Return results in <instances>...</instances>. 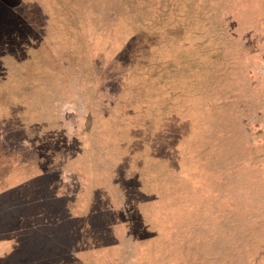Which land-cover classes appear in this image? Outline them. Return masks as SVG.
<instances>
[{"label":"rangeland","instance_id":"374dc122","mask_svg":"<svg viewBox=\"0 0 264 264\" xmlns=\"http://www.w3.org/2000/svg\"><path fill=\"white\" fill-rule=\"evenodd\" d=\"M0 110V264H264V0H0Z\"/></svg>","mask_w":264,"mask_h":264},{"label":"crops","instance_id":"0c3cea01","mask_svg":"<svg viewBox=\"0 0 264 264\" xmlns=\"http://www.w3.org/2000/svg\"><path fill=\"white\" fill-rule=\"evenodd\" d=\"M3 109V116L4 115H6L7 113H6V111H5V109H7V106H5V104L3 103V107L1 108V110ZM0 110V111H1ZM1 113V112H0ZM1 115V114H0ZM79 120H81L80 118H79ZM80 122V121H79ZM53 124V123H52ZM51 124V125H52ZM55 127V126H54ZM78 138L80 139V140H82V136L80 135V133H78ZM78 154V153H77ZM12 186L9 184V182L8 181H3V191H7L9 188H11ZM57 195V194H56ZM58 195H60V194H58ZM76 197H77V195H76ZM77 201H74L73 203L75 204V202H76V206H77V208H80V201H81V199H76ZM70 201V200H69ZM70 205L72 204V202L70 201V203H69ZM71 211H70V209L68 210V211H66V214H69ZM81 214V213H80ZM79 214V215H80ZM75 215H76V213H75ZM68 216V215H67ZM70 217V216H69ZM17 230H20V228H17ZM13 238V236H10V235H8V236H6V238L5 239H2V238H0V255H2V253H3V256L6 254V253H8L9 251H12V249H13V246H11L10 244H8L10 241L9 240H11ZM47 240H48V244L50 245V242H51V239H50V235H47ZM3 242H4V244H3ZM1 245H3L4 246V248H2L1 247ZM18 248V247H17ZM15 251V250H14ZM103 263H104V261H103ZM102 263V264H103ZM57 264V263H56ZM105 264V263H104Z\"/></svg>","mask_w":264,"mask_h":264},{"label":"trees","instance_id":"16d2710c","mask_svg":"<svg viewBox=\"0 0 264 264\" xmlns=\"http://www.w3.org/2000/svg\"><path fill=\"white\" fill-rule=\"evenodd\" d=\"M57 127V126H56ZM6 181H8V182H10V183H12L11 181H9V180H6Z\"/></svg>","mask_w":264,"mask_h":264}]
</instances>
